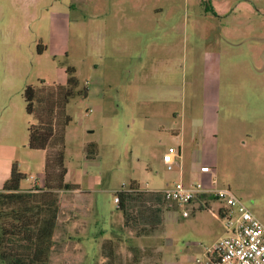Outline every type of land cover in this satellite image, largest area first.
<instances>
[{"label":"rangeland","instance_id":"374dc122","mask_svg":"<svg viewBox=\"0 0 264 264\" xmlns=\"http://www.w3.org/2000/svg\"><path fill=\"white\" fill-rule=\"evenodd\" d=\"M89 1L0 0L4 23L20 37L23 60L33 64L31 75L40 58L42 81H64L58 82L65 85L68 97L64 181L94 189L57 191L49 264H194L197 252L224 235V221L207 212L193 217L189 207L190 216L171 223L167 236L164 219L170 209H180V214L182 208L162 199L138 209L148 216V223L132 211L126 224L113 226L111 238L101 247L108 256H101L97 246L99 232L110 228L113 215L121 214L114 201L117 192L134 184L164 189L178 180L177 165L169 170L162 156L170 145L178 147L181 138L187 142L182 153L190 157L193 149L213 150L215 157L201 155L199 164L216 163V186L231 189L264 224V0H91L87 5ZM238 2L235 13L224 12ZM154 3L164 10L152 17L144 9ZM94 5L120 11L115 26L122 35L134 36L127 28L132 24L153 25V33L145 30L130 38L134 45L124 48L126 55L119 57L114 73L109 66L115 49L105 39L99 42L104 23L87 17ZM54 12L62 14L60 48L38 56L37 33L48 40ZM153 38L157 47L161 44L154 54L146 46ZM93 65L103 69V82L87 96ZM38 80L32 77L28 84L36 86ZM209 106L217 116L214 136L204 119ZM36 110L44 116L42 104ZM25 120L23 114L22 133ZM203 128L210 140L200 144ZM26 142V135L18 140L13 160L25 175L21 188L31 186L30 176L37 184L43 182L42 152L30 151ZM209 199L197 197L195 208L209 209Z\"/></svg>","mask_w":264,"mask_h":264},{"label":"crops","instance_id":"0c3cea01","mask_svg":"<svg viewBox=\"0 0 264 264\" xmlns=\"http://www.w3.org/2000/svg\"><path fill=\"white\" fill-rule=\"evenodd\" d=\"M211 1V0H210ZM92 1L90 0L87 5H90ZM211 3V2H210ZM155 5L153 6H148L146 9H144V11H146V14L152 17H155L156 15H158L159 13H162L164 10V7L161 3H154ZM240 3H236L234 6L232 7H228V9L224 12L229 13H235L236 10L239 9V5ZM100 6H103L102 4ZM212 9L214 10V12L217 14L219 13L218 10L214 7V5H211ZM248 7H250V9H252V7L249 5ZM94 10H90V12L88 11L87 17L88 19H100L102 23H104V31L101 32V36H100V40L99 42L103 43V40L105 39L107 42V45L114 48L115 49V60L110 62L109 66V71L114 73L117 72V65L119 64V57L121 55H126V52L124 51V48H129L130 46L132 47L134 44V42L129 41L130 38L132 37H136L139 34H146L145 30H148V33L154 32L153 30V25L148 21L147 22V26H142V27H138V26H134L132 24L131 27H127L128 30H130L133 34L131 36L128 35H122V29L118 28V26L116 27L115 25L118 23V13L120 11H116L115 9L111 10V8L109 7V9L107 10L106 7L105 8H100L99 6H93ZM99 9V10H97ZM4 9L3 6L0 5V189L4 183V181L9 177L10 174V169L12 164L14 163L13 160L16 156L17 153V144H18V140L21 139L23 137V135L27 136L28 139V131H27V127L28 124L30 122L31 119H29V115L26 113L25 110V102L24 99L22 97V90L24 88L25 85H28V83H30L32 77L36 78V80L38 79H44L45 77H43V71H42V67L39 66V64L41 63L40 58L38 63H37V68H36V72L35 75L32 76L31 75V67L33 68V64H31L29 66V63L27 60H23L22 57V45L20 44V37L18 35L15 34V32L13 30H11L10 26L7 25V23H4V16H6L4 14ZM141 11V10H140ZM251 11V10H250ZM247 11V12H250ZM61 13L60 12H54L49 16V26H50V34H49V38L48 40H44L43 37L37 33V36L39 38V44H40V48L42 49L41 53H38L36 55L40 56L43 55L44 53H46V51H50L52 53H55L56 50H58V48H60V43H61V38H60V20H61ZM218 15V14H217ZM108 23V25H107ZM143 27H147L143 28ZM140 29V30H139ZM106 30V31H105ZM104 32L108 35L110 34V36H104ZM67 33V32H66ZM151 33V34H152ZM67 37L64 38V42L67 41ZM150 50L151 53H156L155 50L157 48H160L161 44L158 45L157 47V43H156V39L153 38L152 41H150L147 45H146ZM164 48H171L172 50V46L168 45V44H164L163 45ZM65 48V47H64ZM62 48V49H64ZM119 48L121 49V51L119 50ZM170 50L169 54L172 55V51ZM130 55V54H129ZM37 56V57H38ZM172 58V57H171ZM96 67H93L92 73H91V89H87V96H89L90 93L92 92H96L97 88L100 89V86L102 85L103 79H102V75L99 74V72H103V69L100 70L97 65H93ZM29 72V73H28ZM53 80L52 82L55 84H60L64 81L61 80L58 81L56 78L55 79H51ZM60 82V83H58ZM21 92V93H20ZM230 93V92H229ZM20 94V96H19ZM217 102V99H215L213 106L215 108V104ZM210 110L208 111L209 114H206L204 119L206 120V122L211 126L210 129H208L207 132H212V135L214 136V130L216 129L215 127V122H216V118L217 116H215V109L211 106ZM24 112V113H23ZM23 114L26 116V120L24 122V127H23V133H22V117ZM204 111H203V115H204ZM28 118V119H27ZM213 122V124H212ZM197 123H198V119H197ZM202 124H204V122H202ZM158 128H162V125H157ZM179 132L182 133V127L179 129ZM178 136V135H177ZM210 133H206L205 129L203 128L202 130V143L200 141V144H203V141H208L210 140ZM182 137V136H181ZM204 139V140H203ZM183 144V145H182ZM199 143L196 142V145H198ZM27 145V142H26ZM187 142L184 138H181V144L178 146L180 149V158L178 159L179 164H178V180L174 181L175 182H182L184 184H191L193 182L199 181L201 182V184L205 187V188H213L216 186V175H215V165L216 163H208V162H204L203 160L201 161L202 163L199 164V157L202 155H213L215 157V154L213 152V150L210 148V151H204V149L199 150V149H193L191 151V157L188 155H185V153H182V147L186 148ZM171 146V145H170ZM30 151H41L42 152V165H43V182H41V184H37L38 182L35 180L34 177L30 176L29 179L33 180L31 183V186L26 187V188H21L23 190L29 189L31 187H33L34 185L39 186V187H43L44 186V163H45V154L46 151L42 150V149H30L28 148ZM165 151H163L164 153ZM189 159V162L182 164V161L185 159ZM215 159V158H214ZM212 162H215V160H211ZM202 165H207L211 168L210 172H202L200 171V167ZM73 184H77L78 187L77 189L80 190H87L89 192H93V190L91 189H86L81 187L78 183H73ZM131 187H133L132 189L128 188L126 190H124V194L122 195L123 198V208L119 209L120 213H117L115 215H113L114 220L111 222V226L110 228H108L107 230H103L100 233V239L97 241V246L98 249L100 251V255H106L104 253H102V242L105 241L107 238H111L109 236V233L111 232V230L113 229V226H117V225H122L123 223L126 224L127 219L131 216L132 211H135L136 213L138 212L142 218H139L140 221L148 223V216L145 217L143 212L141 210L138 209H142L145 207V205H148V208L150 207L149 203L151 204H157L159 203V201L162 199L163 201H167V202H173L176 203L174 201L168 200L167 198H165V196L162 193L163 188H158V187H153V188H145V189H140L137 185H132ZM200 197H208L210 198L209 200L212 201L210 204L209 209H202V210H198L197 208H195V204L196 201L191 203L190 208H191V216L195 217L196 215H199L200 213H205L207 212L209 214V216L214 219V220H219L221 219L220 216L218 215L219 210L222 207V204L215 200L212 196L209 197V195L207 196V194H202L200 196H198V198ZM147 202V203H144ZM155 204V205H156ZM153 207V205H151ZM93 208L95 210V215L96 216V208H95V201H93ZM179 209V207H178ZM195 209V210H194ZM171 212L169 213V215L164 219L163 224H164V233L167 234V236L170 234V231H168V229H166L171 223H174L176 221L180 220V216L182 218H188L189 216H182L181 212L179 214L178 211L179 210H175V209H170ZM97 219V218H95ZM125 219V220H124ZM97 222V220L95 221ZM169 238V237H168ZM108 246L112 248V240H109ZM204 254V252L202 251L201 253H196L194 255V259L197 256H202ZM108 256V254H107ZM194 261V260H193Z\"/></svg>","mask_w":264,"mask_h":264},{"label":"trees","instance_id":"16d2710c","mask_svg":"<svg viewBox=\"0 0 264 264\" xmlns=\"http://www.w3.org/2000/svg\"><path fill=\"white\" fill-rule=\"evenodd\" d=\"M37 50L42 52L40 44ZM22 97L31 119L27 147L46 151L44 186L21 189L25 175L16 162L12 164L0 189V264H49L59 210L57 191L78 187L64 181L67 90L65 85L47 84L40 79L36 86L25 85ZM41 104L45 117L36 112ZM123 194L118 192V209L123 208Z\"/></svg>","mask_w":264,"mask_h":264},{"label":"built area","instance_id":"2783aa9c","mask_svg":"<svg viewBox=\"0 0 264 264\" xmlns=\"http://www.w3.org/2000/svg\"><path fill=\"white\" fill-rule=\"evenodd\" d=\"M163 162L170 170L179 164V147L169 146L163 153ZM202 172H210L207 165ZM168 200L182 208V216H189L188 208L200 195L207 194L222 204L218 215L224 221L225 233L211 246L206 247L194 264H264V224L246 207L244 202L229 188H205L201 182L184 184L180 181L166 185L162 190ZM114 201L118 203V192Z\"/></svg>","mask_w":264,"mask_h":264}]
</instances>
